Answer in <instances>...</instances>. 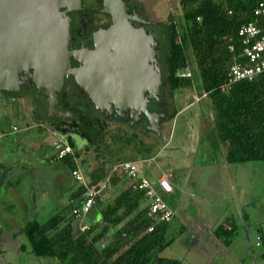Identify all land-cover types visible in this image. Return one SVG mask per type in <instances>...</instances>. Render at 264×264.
<instances>
[{
  "label": "trees",
  "instance_id": "obj_1",
  "mask_svg": "<svg viewBox=\"0 0 264 264\" xmlns=\"http://www.w3.org/2000/svg\"><path fill=\"white\" fill-rule=\"evenodd\" d=\"M256 3V0H179L177 11L182 27L180 29L176 18L169 15L170 23L166 28L165 63L169 74L166 84L171 90L192 86L190 54L202 91L200 96L210 103L209 112L202 111L200 115V127L213 129L224 151V160L230 165L264 163V74L222 90L230 66L238 61L241 53L240 26L252 23L264 28L263 19L254 14ZM71 113L74 116L71 121L52 122L51 128L71 146L73 154L55 162L53 151L46 159L59 168L61 177L69 174V179L60 182L64 193L67 192V202L61 204L57 199L50 203V212L41 209L24 221L19 229L26 239L22 249L27 246L35 259L56 264H182L178 259L164 258L160 254L188 230L181 228L173 235V218L170 222H157L149 216L145 192L134 187L138 179L130 178L119 167L106 171L99 166L93 171L92 182L104 180L105 187L96 195L84 218L73 214L85 192V186L71 176L77 168L80 140L88 145L97 143L98 138L91 137L92 128L96 126L99 133L106 131L107 122L99 121L90 108L85 111L77 108ZM177 113L174 112L170 120ZM101 155L103 157V153ZM8 171L0 166V183ZM139 173L143 176L140 170ZM44 187H51L50 182L44 183ZM36 194L33 201L39 198ZM40 214L42 217H38ZM242 218L249 220L247 214ZM82 222L88 226L83 232L79 230ZM257 232L259 242H256L254 255L259 264H264V233L260 229ZM212 234L226 248L232 246L238 238L235 218H227Z\"/></svg>",
  "mask_w": 264,
  "mask_h": 264
},
{
  "label": "rangeland",
  "instance_id": "obj_2",
  "mask_svg": "<svg viewBox=\"0 0 264 264\" xmlns=\"http://www.w3.org/2000/svg\"><path fill=\"white\" fill-rule=\"evenodd\" d=\"M155 1L158 3L155 6L156 13L159 15L157 14V17L155 14L154 18L149 16L156 21V27L152 33L155 46L152 49L161 75L157 98L149 103L148 112H155L161 117L156 125V131L153 132L149 128L146 117L142 119L144 115L134 126H130L128 121L130 119L114 120L111 117H105L100 113L101 111L95 109L90 100H83L88 106L84 108V111L90 108L93 116L98 117L99 121L107 122V128L106 131L100 130V133L96 126L92 128L91 137L94 140L98 138L97 143L88 146L87 152L83 154V162H79V166L89 179V174L105 159L101 157V154L105 144H108L114 157L118 160H132L138 163L141 169H144V176L149 180H156L162 173L168 171L175 175L178 173L175 178L179 184V198L178 201L169 200L172 206L175 205L178 213L172 233L177 234L181 226L188 231L176 238L160 255L164 258L178 259L182 264H259L255 258L254 249L256 242H259L257 230L260 229L261 233H264V163L227 164L224 160V151L213 129L209 127L201 129L200 115L202 111L209 112L210 103L200 96L202 91L199 88V79L190 54L189 72L194 80L192 86L171 90L170 85L166 84L169 75L165 63L168 51L166 28L170 23L168 13L171 12L170 15L176 18L180 29L183 22L177 11L179 0H160L159 2L148 0L150 3ZM84 2L85 6L90 4L89 0ZM28 91L33 90L26 88L21 95H6L7 90H0V126L13 124L17 130L26 129V132H29L26 143L29 145L33 144L31 140L37 139L40 134L49 150L57 139L44 128L46 125L51 126L50 120L45 118L47 111L45 97L40 94L42 98L35 105ZM72 92V85L64 91L56 92V99L60 102L62 110L72 112L78 108L72 101L73 98L71 100ZM174 112L178 113L170 120ZM23 114L27 121L21 119ZM76 140L79 142L80 139L77 137ZM85 143L80 140L81 145ZM111 153L109 156L112 155ZM118 160L116 163L121 162ZM116 163L111 164L110 169ZM182 164L184 167L187 166L184 171L178 169V166ZM38 170L39 167L32 172V176L40 173ZM24 172L26 169L16 170L14 173L23 180ZM182 174L185 175L186 181L184 178L181 180ZM40 176L48 179L44 171L40 173ZM57 184V193L60 196L58 203L65 204L67 192L64 193L61 184ZM24 186L25 182L21 181L20 188ZM44 189L39 185L36 188L37 192L44 191L42 194H45ZM46 198H48L47 195ZM50 201L45 199L41 201L43 209L45 207L48 212H50ZM12 209V205L10 209L1 210L0 208V215L2 214L0 224L3 225L0 226V246H2L0 264H56L51 260L35 259L29 253L27 246L22 249L26 239L19 233L20 225L10 222L15 220L8 211ZM205 212L208 213L205 214ZM42 214L46 215L45 211ZM244 214L248 215V221H243ZM230 217L235 218L238 226V238L232 246L226 248L219 241L214 240V243L209 241L211 239L207 235L209 228H216ZM203 221L207 223L203 225H208L209 228L201 229L203 225L199 222ZM254 221H257L256 226L253 224ZM201 231H206V235L204 232L202 238L199 235L200 241L195 240L194 238L198 236L196 234H200ZM190 233H195V236L190 237Z\"/></svg>",
  "mask_w": 264,
  "mask_h": 264
},
{
  "label": "water",
  "instance_id": "obj_3",
  "mask_svg": "<svg viewBox=\"0 0 264 264\" xmlns=\"http://www.w3.org/2000/svg\"><path fill=\"white\" fill-rule=\"evenodd\" d=\"M10 0H0V8L6 7ZM59 0H13L12 5L20 6L21 14L12 18L8 27L4 14L0 11V90H8L7 84L16 85L17 73L32 68L36 86L46 90V95L53 99L48 107L49 118L56 122L69 120L71 112L54 110L57 103L56 92L62 88L64 75L75 78L79 87L88 95L97 110H117V114L130 110L135 117L145 116L151 130L156 131L157 114L146 110L142 103L139 84L145 67L140 64L137 40L146 38L151 41L152 64L155 65L156 90L160 84V71L154 59L153 36L146 34L144 28H135L133 23L141 21L134 7L125 0H101L102 12L110 17L111 25L97 36L98 47L94 57L83 61L79 68L70 67V57L76 52L67 49L69 15L78 11L81 0H74L75 5L61 4ZM72 1V0H71ZM73 3V2H72ZM143 21V20H142ZM101 51V54L97 52ZM112 50V53L110 51ZM77 61L78 57L73 56ZM66 62L65 66L64 63ZM68 71L64 73V70ZM144 68V70H143ZM41 70V76L38 72ZM140 101V103H139ZM139 105V108L134 107ZM136 111V112H135Z\"/></svg>",
  "mask_w": 264,
  "mask_h": 264
},
{
  "label": "crops",
  "instance_id": "obj_4",
  "mask_svg": "<svg viewBox=\"0 0 264 264\" xmlns=\"http://www.w3.org/2000/svg\"><path fill=\"white\" fill-rule=\"evenodd\" d=\"M136 1H137V3H140V6L143 7L144 14L148 19H151L154 21V19H152V17H150V16H153V18H154L155 14L158 17L159 14L156 13L157 8L155 6L156 4H158V3H156L157 1H155L154 3H150V2H148V0H136ZM159 1L160 0H158V2ZM170 14H171V12L168 13V15H170ZM27 116H28V113H27ZM21 119H23L24 121H27V119L25 118V114L21 115ZM41 125H43V124H41ZM3 126H4L3 130H5L7 132V135H5L0 140V166H3L4 169H8L9 171H8L5 179L2 180L0 183V208H1V210L5 209V208L10 209L11 205H12L13 209L8 210V211L11 213L10 216H12V215L14 216L15 220L10 221V222H14V223L19 224L21 226L24 223V221L30 217V215L32 213L34 214L36 212H39L41 209H43V205L41 203L42 199H45L46 201L51 200L50 203L56 202V200L59 197V194L57 193V185H58L57 183H60L61 181L64 182L65 179H69L70 177H69V174H67V173L66 174L68 176L66 178H65V176L61 177L60 176L61 172L59 171V168H55L52 166V164L47 162L46 159L50 156V154H52L53 147L48 150L45 143H44V140H42V136L40 134L37 137V139L33 138L31 140V142H34V143L29 145L26 143L28 140L27 136H29L28 135L29 132H26V129L17 130L19 132L16 131V132H10L9 133L8 130L10 129V127L15 126V125L12 124L10 126H7V125H3ZM44 128H46L48 133L50 135H52L53 137H55V139L60 138V136H58L57 133L53 132V129L51 128V126L46 125V127H44ZM41 131H43V130H41ZM88 146L89 145L87 143H85L84 145L82 144L79 147V153H78L79 158L76 159V161H78V164L81 161L83 162V160H82L84 158L83 154H85L87 152ZM108 146H109L108 144H105V147L103 148V151H102V153L104 155L103 158H105L104 160L106 163L103 160L102 164L100 165L106 171H108V170L110 171L109 166H112L111 164L116 163L118 160L117 157H114L113 154L110 152L111 148H108ZM110 153L112 154L111 156H109ZM107 161H109V162H107ZM118 161L124 162V161H132V160H118ZM121 162H119V163H121ZM132 162H134V161H132ZM119 163H116V164H119ZM37 167H39L38 172L42 173V171H44L47 174V177H48L47 180L45 179V177H41V176L39 177L40 173H36L35 176H32V172L35 171ZM138 168L144 176V173H143L144 169H141V167L139 165H138ZM186 168H187V166L184 167L183 164L178 166V169H182L181 171H184ZM16 169L17 170H20V169L25 170L26 169V172L23 173L24 174L23 180H20L18 174L14 173L16 171ZM92 173L89 174L90 178H91ZM177 174L175 175L173 172L168 171L167 173L164 172L160 175V177L161 176L167 177V179L169 180L170 184L173 187V192L171 194H168V195L164 194L163 195L166 203L168 204V206L173 211V214H174L173 215V221L178 219V213H177V210L175 208V205L172 206L169 203V200H171V202L173 200L178 201V198H179V184L175 178L177 176ZM184 176L185 175L182 174V175H180V178H181V180H183V178H184V181H186V178ZM160 177H158V178H160ZM21 181L25 182V186H24L25 191H24V188H20V182ZM152 181H155V180H152ZM49 182H50L51 187L45 188L46 186L44 187V183L48 184ZM61 184H62V182H61ZM38 185L41 186L42 188L43 187L45 188L44 189L45 194H42L44 191L37 192L36 188ZM34 193L35 194L37 193L36 195L39 196V198L35 201H33L34 197H35ZM46 195L48 196V198H46ZM44 209H46V208L44 207ZM2 213H3V211H2ZM206 213H208V212H205V214ZM10 219H11V217H10ZM199 223L201 225H203L206 222L203 221V222H199ZM0 226H3V225L0 224ZM181 228H184V227L181 226L178 229V231L181 230ZM206 228H209L208 225L201 226V229H206ZM212 230H213L212 228H209V231H207L208 232L207 235L209 238H211V239H209V241L214 243L213 241L215 239L213 237ZM204 232L206 235V231H201L200 234H196L198 236H196L197 238H194V239L200 241L199 235L202 238L204 236V234H203ZM194 234L195 233H193V234L190 233V237H194L195 236Z\"/></svg>",
  "mask_w": 264,
  "mask_h": 264
},
{
  "label": "built area",
  "instance_id": "obj_5",
  "mask_svg": "<svg viewBox=\"0 0 264 264\" xmlns=\"http://www.w3.org/2000/svg\"><path fill=\"white\" fill-rule=\"evenodd\" d=\"M256 2L254 14L262 18L264 23V0H256ZM238 37L240 38L241 53L238 61L232 64L228 70L227 81L222 86V90L224 91L238 81H250L264 74V28L252 23L244 24L238 29ZM229 49L232 51V46ZM16 131V126H12L8 130L9 133ZM5 135H7V132L0 126V140ZM52 147L55 154V162H59L68 155L73 154L71 146L61 138L57 139ZM118 167L130 178L138 179L134 187L145 192V197L149 204V216H152L157 222H170L174 214L163 199L164 194L168 195L173 192V187L167 177L161 176L155 181L149 180L140 176L138 166L133 162L116 164L110 171H114ZM71 176L77 183L85 186L81 205L73 209V214L77 218H84L94 204L96 195L105 187V181L99 180L93 183L90 177L89 179L87 178V175H85L79 164L71 172ZM87 228L88 226L85 223L79 225V230L82 232L87 230ZM151 230L152 228L149 229V231Z\"/></svg>",
  "mask_w": 264,
  "mask_h": 264
},
{
  "label": "flooded vegetation",
  "instance_id": "obj_6",
  "mask_svg": "<svg viewBox=\"0 0 264 264\" xmlns=\"http://www.w3.org/2000/svg\"><path fill=\"white\" fill-rule=\"evenodd\" d=\"M89 1H90L91 6L90 4L85 6L84 0H81L80 9L78 11L68 14L70 21H69V30H68L69 40H68L67 49L71 52H76L73 54V56L75 55L78 57L77 61L73 58V56L70 57V67L71 68H74V67L79 68L80 65H83L82 64L83 61H86V59H88L89 57L95 56V51L97 47L101 49L100 45L98 44V38H97L98 34L97 33H99L100 31H106L111 25L110 17L102 12L103 6H102L101 0H89ZM125 1L128 2L127 5H130V6L134 3V5L132 6L134 7L136 13L138 14V17L143 20V21L141 20L140 22L135 21L133 23V26L135 28H144L145 33L152 36L153 29L156 27L155 25L156 21L148 19L145 16L143 7L140 6V3H137L136 0H125ZM74 21L75 23H73ZM110 53H112V50L110 51ZM145 56H147V53L144 54V57ZM148 64H151L153 70L155 69L156 64L154 63L152 64V62ZM36 74L37 73L32 68H28L25 70L23 69L19 71L16 77V85H9L7 88L8 90L5 93L6 95L8 94H16V95L20 94L21 95V93L26 88H32L33 91H28V94L30 95V97H32V100L34 101L35 105L39 103L40 99L42 98L40 97V94L44 96L45 102L47 103V111L45 114V118L49 119L51 123L56 122L52 118L50 119L48 115V107L50 104L53 103V99L49 98L46 95V90L44 88L36 87V83L34 80V76ZM70 79L72 81H70ZM70 85L73 86V92L72 94H70L71 100L73 98L72 101H74V103L78 106V108L84 110V108L87 107L86 105L87 103L83 100L88 101L89 100L88 95L85 93V91H83L81 87H79L74 77H72L71 75H64L63 84H62V88L60 89V91L62 90L64 91L65 88H68ZM157 94L158 92L155 94L154 93L152 94V92L150 93L149 90H145L144 92H142V98L144 99L147 112L149 109V103L152 102L151 100L157 98ZM53 108L54 110L66 112L65 110L61 109L60 102H57L56 104L54 103ZM98 111H101L100 113L103 114L105 117H111L114 120L130 119L128 120L130 126H134L140 120V117L138 118L134 116L135 114H130V110H125L123 114H119V113L117 114L116 112L118 111L115 110L114 108H112L111 111H108V110H98ZM149 113L155 114V112H149ZM157 116H158V120L155 123L156 125H158V121L159 119H161V117H159L158 114ZM73 118L74 116L67 121L62 120L60 122H69ZM144 118L145 116H143L142 119ZM145 120H147V118H145ZM148 126L149 128H151L149 121H148Z\"/></svg>",
  "mask_w": 264,
  "mask_h": 264
},
{
  "label": "bare ground",
  "instance_id": "obj_7",
  "mask_svg": "<svg viewBox=\"0 0 264 264\" xmlns=\"http://www.w3.org/2000/svg\"><path fill=\"white\" fill-rule=\"evenodd\" d=\"M12 2L13 0H10L8 1L6 7H2L0 8V11L3 12L4 14V18L8 19L7 21H5L6 25H8V27H12L11 25V20L12 18H16L17 14L18 13L19 15L21 14V8L20 6H13L12 5ZM58 2H60L61 4H66V5H69V7H73L72 5H75V1L74 0H59ZM73 2V3H72ZM137 49L134 50V52H144L143 55L138 53L137 56L140 57V64H143V66L145 67V70L144 72H142V74L144 73L142 79H141V82L139 84V89H141V92H144L145 90H149L150 93L152 92V94L154 93V91L156 90V72H154L151 64H148V63H151L152 61V52H151V41L150 39L146 38L145 40H143V42L141 41V38H139L137 40ZM99 49V48H98ZM100 50V49H99ZM98 50V54H101V51ZM147 53V56L144 57V54ZM144 58V59H143ZM66 62L64 63V66H65ZM68 71V68L64 70V73H66ZM39 75L41 76V70L40 72H38ZM9 85H14V83H10V84H7L6 86L8 87ZM140 103V101H139ZM142 103H144V99L142 98ZM141 104V103H140ZM134 107L136 108H139V105H135Z\"/></svg>",
  "mask_w": 264,
  "mask_h": 264
}]
</instances>
